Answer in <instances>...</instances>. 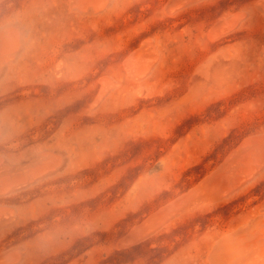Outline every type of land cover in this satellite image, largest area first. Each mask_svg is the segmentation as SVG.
<instances>
[{"label": "rangeland", "instance_id": "374dc122", "mask_svg": "<svg viewBox=\"0 0 264 264\" xmlns=\"http://www.w3.org/2000/svg\"><path fill=\"white\" fill-rule=\"evenodd\" d=\"M79 1L0 0V264L258 263L259 0Z\"/></svg>", "mask_w": 264, "mask_h": 264}, {"label": "bare ground", "instance_id": "6f19581e", "mask_svg": "<svg viewBox=\"0 0 264 264\" xmlns=\"http://www.w3.org/2000/svg\"><path fill=\"white\" fill-rule=\"evenodd\" d=\"M81 1V0H80ZM79 1V2H80ZM85 2H86V0H84ZM83 0L81 1V3H83L84 2ZM112 1V0H111ZM193 1V0H192ZM178 2H180V1H178ZM87 3H88V1H87ZM83 4H85V3H83ZM83 4H80V8H79V10L81 11V13L82 12H88L89 11V14L90 13H92V12H95V11H97V10H99V7L97 6V5H95V4H93V5H95V6H93L92 8H87V6H89V5H91L92 3L90 2L89 3V5L88 4H86L87 6H85V5H83ZM257 4L261 7V10H262V13H263V16H264V0H259L258 2H257ZM109 5V4H108ZM172 5V4H171ZM183 7V6H182ZM75 8V7H74ZM77 8V7H76ZM178 8V7H177ZM181 8V7H180ZM91 11V12H90ZM83 14H85V13H83ZM86 14H88V13H86ZM98 14V13H97ZM234 14V13H233ZM240 14V13H239ZM84 16V15H83ZM234 19V18H233ZM218 25V24H217ZM215 31V30H214ZM232 31V30H231ZM214 33V32H213ZM1 35H2V33H0V37H1ZM210 36V35H209ZM147 42H149V41H147ZM147 45V44H146ZM145 48V47H144ZM8 50V45L6 44V41L5 40H3V38L2 39H0V55L1 54H3V53H5L6 51ZM17 52V51H16ZM11 53V52H10ZM10 53H8V54H6V55H8V57L9 58H11L10 57ZM11 54H13V52L11 53ZM137 53H135L133 56H135ZM142 55V54H141ZM18 56V55H17ZM5 57V56H4ZM4 57H3V59H4ZM8 57H7V59H8ZM132 57V56H131ZM131 57H129V59L128 60H131V61H133V62H135L134 61V59H136L135 57H132V58H134L133 60L131 59ZM137 57V56H136ZM127 60V61H128ZM154 60H156V59H154ZM153 60V61H154ZM4 61V60H3ZM14 61V60H13ZM138 61V60H137ZM157 61V60H156ZM8 62V61H7ZM4 63V62H3ZM146 63V62H145ZM155 63V62H154ZM124 64V63H123ZM136 64V63H135ZM153 64V63H152ZM144 65V64H143ZM7 66H8V64H7ZM126 66V65H125ZM147 69H148V67L146 68V71H147ZM134 70V69H133ZM132 71V70H131ZM139 71V70H138ZM140 71H145L144 69L143 70H140ZM133 72H137L136 70H134ZM149 72V71H148ZM139 74H140V72H138ZM150 73V72H149ZM132 74V73H131ZM136 74V73H135ZM134 74V75H135ZM138 75V74H137ZM139 76V75H138ZM137 76V77H138ZM144 76H146V74H144ZM140 77V76H139ZM147 77V76H146ZM135 78H136V76H135ZM140 78H142V77H140ZM137 79V78H136ZM105 86H106V84H105ZM112 87V86H111ZM102 88V87H101ZM106 88H107V86H106ZM264 133V132H263ZM263 135V134H262ZM251 138H253V137H251ZM251 138H249L250 139V142H251ZM254 138H256V137H254ZM253 138V139H254ZM260 138V137H259ZM248 139V140H249ZM262 139H263V137H262ZM258 140V139H257ZM256 141V140H255ZM260 141H262L261 139H260ZM247 142H249V141H247ZM262 142H264V141H262ZM261 143V142H260ZM250 144V143H249ZM254 145L256 144L257 145V142L256 143H253ZM245 145V144H244ZM248 145V144H247ZM254 145H251V146H254ZM250 146V145H249ZM259 146V145H258ZM258 148H260V147H258ZM264 148V147H263ZM239 149V148H238ZM254 149V148H253ZM262 149V148H261ZM243 150H244V147H243ZM250 150V149H249ZM244 153L243 151H242V149H241V151H240V153ZM248 152V151H247ZM250 152V151H249ZM248 152V153H249ZM238 153V152H237ZM236 153V155L238 156V154ZM242 153H241V155H242ZM247 153V154H248ZM246 154V153H245ZM244 154V155H245ZM258 154V153H257ZM261 154V153H260ZM248 155H250V154H248ZM251 155H252V153H251ZM41 156V155H40ZM47 156V155H46ZM42 157V156H41ZM239 157H242V156H240L239 155ZM255 157V156H254ZM244 158V156L242 157V159ZM229 159V158H228ZM240 159V158H239ZM37 160V159H36ZM35 160V161H36ZM47 160V159H46ZM247 161V160H246ZM37 162V161H36ZM230 162H231V160H230ZM52 163V162H51ZM227 163V162H226ZM225 163V164H226ZM234 163V160L232 161V164ZM244 163V162H243ZM34 164V163H33ZM32 164V165H33ZM224 164V163H223ZM224 164V165H225ZM235 164V163H234ZM31 165V166H32ZM49 165V164H48ZM223 165V166H224ZM228 165V164H227ZM231 165V164H230ZM241 165V164H240ZM243 165V164H242ZM229 166V165H228ZM227 166V167H228ZM1 167V166H0ZM29 167V166H28ZM27 167V168H28ZM226 167V168H227ZM11 168V167H10ZM16 168V167H15ZM222 168H224V167H222ZM230 168V167H229ZM232 168V167H231ZM233 168L235 169H238L239 170V167H237V166H233ZM233 168L231 169V170H233ZM2 169H4V167L2 168ZM25 169V168H24ZM12 170H13V168H12ZM26 170V169H25ZM225 170V169H224ZM228 171H229V169H227ZM237 170V171H238ZM234 171V170H233ZM48 172H47V170L46 169H40V170H38V171H36V172H34L32 175H31V177H29L28 178V180H26V181H23V179H22V181L21 182H19L18 181V183H13V184H1L2 186L0 187V195H5V194H7V193H11V192H14V191H16V189L18 188V189H21V187L22 186H26L27 184H29V182H31V183H33L32 181L33 180H35L36 178L38 179V178H41L42 176H44L45 174H47ZM216 173V172H215ZM223 173V172H222ZM221 173V174H222ZM7 174V173H6ZM217 175H218V173H216ZM215 174V175H216ZM18 175V174H17ZM51 175V174H50ZM49 175V176H50ZM214 175V174H213ZM212 175V176H213ZM214 175V176H215ZM216 175V176H217ZM210 177H211V175H209ZM219 176H221L220 174H219ZM13 177V176H12ZM209 177V178H210ZM222 177V176H221ZM24 178V177H23ZM27 178V177H26ZM44 178V177H43ZM213 178V177H212ZM223 178V177H222ZM214 179V178H213ZM216 180H217V177L215 178ZM214 179V180H215ZM218 179H220V177H218ZM7 180V179H6ZM39 180V179H38ZM206 181H209V182H212V181H210V180H206ZM218 181V180H217ZM222 181V180H221ZM15 182H16V180H15ZM2 183V182H1ZM208 183V182H207ZM206 182H205V184H207ZM213 184V183H212ZM236 184H237V182H236ZM226 185V184H225ZM27 186H29V185H27ZM26 186V187H27ZM228 186V185H227ZM230 186V185H229ZM230 188V187H229ZM22 189H23V187H22ZM196 189V188H195ZM221 189H223V186L221 187ZM240 189V188H239ZM226 190H228L229 191V189H226ZM227 191V192H228ZM231 193V192H230ZM229 193V194H230ZM227 194V193H226ZM182 197V196H181ZM178 199V198H177ZM180 201V200H179ZM216 202V201H215ZM1 211V210H0ZM4 213V212H3ZM2 213V214H3ZM154 215V214H153ZM152 215V216H153ZM4 219V218H3ZM263 221V220H262ZM154 222V221H153ZM145 223V222H144ZM253 226H255V225H253ZM154 227V226H153ZM256 228V227H255ZM134 231V230H133ZM253 232H255V231H253ZM235 236V235H234ZM135 238V237H134ZM257 238L262 242V239H261V236H257ZM140 239H141V237H140ZM130 240V239H129ZM259 246V245H258ZM20 250V249H19ZM18 251V250H17ZM8 253H12V252H8ZM257 254H258V258H255L256 260L255 261H258V263H256V264H264V245H261L260 246V249L259 250H257V252H256ZM5 254V253H4ZM17 254H19V253H17ZM7 254H5V256H6ZM9 255V254H8ZM21 256V255H20ZM4 260H5V258H4ZM8 264V263H7Z\"/></svg>", "mask_w": 264, "mask_h": 264}, {"label": "clouds", "instance_id": "9594fccd", "mask_svg": "<svg viewBox=\"0 0 264 264\" xmlns=\"http://www.w3.org/2000/svg\"><path fill=\"white\" fill-rule=\"evenodd\" d=\"M23 21H12L7 26L0 25V33H4L10 43H19L26 39Z\"/></svg>", "mask_w": 264, "mask_h": 264}]
</instances>
